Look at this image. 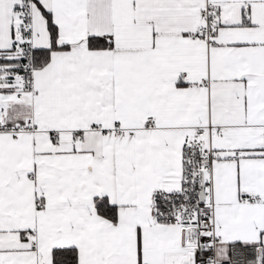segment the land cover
I'll return each instance as SVG.
<instances>
[{"label":"snow or ice","instance_id":"6c2138e0","mask_svg":"<svg viewBox=\"0 0 264 264\" xmlns=\"http://www.w3.org/2000/svg\"><path fill=\"white\" fill-rule=\"evenodd\" d=\"M0 264H264V0H0Z\"/></svg>","mask_w":264,"mask_h":264}]
</instances>
